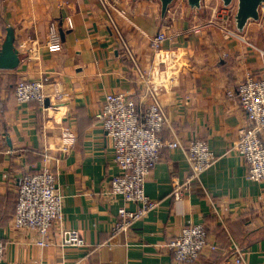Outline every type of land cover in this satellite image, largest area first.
<instances>
[{"label": "crops", "instance_id": "crops-1", "mask_svg": "<svg viewBox=\"0 0 264 264\" xmlns=\"http://www.w3.org/2000/svg\"><path fill=\"white\" fill-rule=\"evenodd\" d=\"M117 1L127 17L115 18L140 64L152 69L153 85L168 114L160 136L169 138L173 128L186 146L204 139L216 159L201 174L202 185L191 181L184 196L174 200L173 183L189 175V166L181 148H162L145 181L156 207L110 237L118 209L137 207L110 192L109 179L120 169L112 139L96 117L107 92H137L125 53L96 0H0V15L14 29L20 54L16 68L0 69V239L5 242L0 264H178L167 242L189 223H204L220 244L196 264H264V179H247L245 160L233 148L246 117L237 98L227 94L246 71L264 76V56L251 40L262 28L254 21L246 25L243 34L251 44L227 38L218 14L230 6L222 7L218 0L209 8L202 0L199 10L186 0H174L164 16L157 0ZM52 20L63 31L58 51L45 43ZM159 29L168 37L153 57L150 37ZM4 36L0 23V45ZM223 51L229 56L223 57ZM42 77L62 83V98L47 89L50 104L45 109L36 101L14 100L19 78ZM39 112L43 121L38 128ZM64 126L77 137L65 151L60 139ZM45 163L58 166L64 225L78 229L83 246L60 247L51 231V244L40 247L34 231L11 223L15 177ZM233 241L244 248L241 263L234 261Z\"/></svg>", "mask_w": 264, "mask_h": 264}, {"label": "built area", "instance_id": "built-area-1", "mask_svg": "<svg viewBox=\"0 0 264 264\" xmlns=\"http://www.w3.org/2000/svg\"><path fill=\"white\" fill-rule=\"evenodd\" d=\"M108 19L115 40L125 53L131 70L137 81V92L116 90L107 92L101 103L97 119L113 142V159L120 172L109 179L110 192L121 196L125 201L136 203L134 209L120 207L110 229V237L127 231L137 219L148 215L157 205V200L149 197L145 191V181L151 168L160 159L161 150L181 148L189 175L183 181H174L170 192L172 199L184 196L191 181L202 185L201 174L216 159L215 152L204 139H192L186 146L178 133L171 128V135L163 139L159 132L169 123L168 114L161 103L159 93L152 81V69L143 67L127 41L115 15L127 17V10L117 0H96ZM264 6L261 7L263 11ZM234 6L221 14V29L227 38L245 41L242 33L233 27ZM70 27L72 21L66 18ZM168 35L162 29L150 37L153 57L159 53L162 43ZM46 46L58 51L62 41L58 24L55 20L48 24ZM248 43V42H247ZM255 48L264 56L263 46ZM228 57L227 51L222 52ZM51 85L50 87H47ZM52 90L56 99L62 98L64 90L59 80L48 81L47 77L37 79L19 78L15 83L13 98L19 103L36 101L45 109L44 101L48 90ZM227 94L237 98L244 111L246 122L238 127L233 148L242 155L247 165L246 177L250 180L264 179V76L257 77L246 71L243 78L234 87L227 89ZM76 135L69 127L60 131L61 148L68 150L76 141ZM51 157V156H50ZM49 156L46 155V160ZM56 161V158H54ZM58 166L53 168L45 163L35 172L23 173L15 177L16 205L12 217L15 229L34 231V242L40 247L51 244L50 234L55 231L57 244L85 245L84 238L75 227L64 225L63 194L59 185ZM9 174H6V176ZM213 204V212L221 217L220 210ZM167 246L178 264H196L205 253L219 249V242L209 235L204 223H189L182 227L179 235L168 240ZM234 261L241 263L244 248L233 241L231 244ZM5 252V242L0 239V261Z\"/></svg>", "mask_w": 264, "mask_h": 264}, {"label": "water", "instance_id": "water-1", "mask_svg": "<svg viewBox=\"0 0 264 264\" xmlns=\"http://www.w3.org/2000/svg\"><path fill=\"white\" fill-rule=\"evenodd\" d=\"M160 3V12L164 16L168 6L174 0H157ZM222 7L234 6L233 27L240 33L245 31L246 25L251 22H260L263 35L264 48V0H218ZM187 5L191 9H201L203 6L202 0H186ZM61 35L63 31L60 29ZM20 62V54L18 47L15 44V33L11 26L6 27L4 39L0 45V69H14ZM50 101L45 98L44 106H48Z\"/></svg>", "mask_w": 264, "mask_h": 264}, {"label": "rangeland", "instance_id": "rangeland-1", "mask_svg": "<svg viewBox=\"0 0 264 264\" xmlns=\"http://www.w3.org/2000/svg\"><path fill=\"white\" fill-rule=\"evenodd\" d=\"M207 1V7L209 8V5L210 6H212V1L213 0H206ZM218 16H221V14H218ZM215 18V17H214ZM218 20L220 21V19L218 18ZM258 24L260 25V27H261V23L260 22H258ZM243 34V33H242ZM243 36H244V38H245V40L249 43V44H251L252 42H250V41H248L247 39H246V37H245V35L243 34ZM251 40H255V41H253V43L254 44H256L257 46H262L263 45V35H262V32H260L259 31V34H255L254 35V37H252V39ZM241 42H243V41H241Z\"/></svg>", "mask_w": 264, "mask_h": 264}, {"label": "trees", "instance_id": "trees-1", "mask_svg": "<svg viewBox=\"0 0 264 264\" xmlns=\"http://www.w3.org/2000/svg\"><path fill=\"white\" fill-rule=\"evenodd\" d=\"M0 23H1L2 28H3V31L5 33L6 32V25H5V22H4L3 18L1 17V15H0ZM12 76L13 75H11V78H12ZM41 115H42L41 112H39L38 113V119H39V124H38L39 126H38V128L40 127V125L42 124V121H43ZM15 205H16V201H15Z\"/></svg>", "mask_w": 264, "mask_h": 264}]
</instances>
